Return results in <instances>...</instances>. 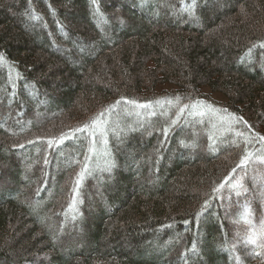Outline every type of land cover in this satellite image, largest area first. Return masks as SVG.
<instances>
[{"label":"trees","instance_id":"1","mask_svg":"<svg viewBox=\"0 0 264 264\" xmlns=\"http://www.w3.org/2000/svg\"><path fill=\"white\" fill-rule=\"evenodd\" d=\"M0 57V264H264V0H0Z\"/></svg>","mask_w":264,"mask_h":264},{"label":"snow or ice","instance_id":"2","mask_svg":"<svg viewBox=\"0 0 264 264\" xmlns=\"http://www.w3.org/2000/svg\"><path fill=\"white\" fill-rule=\"evenodd\" d=\"M194 3H195V0H193V4ZM0 59H2V57H0ZM261 139H264V137H261ZM242 163H243V161H242ZM237 194H239V193H237ZM251 243L255 244L256 240L255 239L251 240Z\"/></svg>","mask_w":264,"mask_h":264},{"label":"rangeland","instance_id":"3","mask_svg":"<svg viewBox=\"0 0 264 264\" xmlns=\"http://www.w3.org/2000/svg\"><path fill=\"white\" fill-rule=\"evenodd\" d=\"M168 88H171V87H168ZM214 96L216 97V98H222V96L221 95H218V94H214ZM6 182L8 183L9 181L6 179ZM9 184V183H8Z\"/></svg>","mask_w":264,"mask_h":264}]
</instances>
